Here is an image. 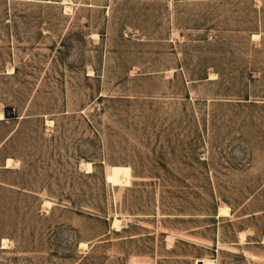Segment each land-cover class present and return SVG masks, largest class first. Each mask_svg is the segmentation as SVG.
<instances>
[{
  "label": "rangeland",
  "instance_id": "obj_1",
  "mask_svg": "<svg viewBox=\"0 0 264 264\" xmlns=\"http://www.w3.org/2000/svg\"><path fill=\"white\" fill-rule=\"evenodd\" d=\"M0 112V264H264V0H0Z\"/></svg>",
  "mask_w": 264,
  "mask_h": 264
},
{
  "label": "bare ground",
  "instance_id": "obj_2",
  "mask_svg": "<svg viewBox=\"0 0 264 264\" xmlns=\"http://www.w3.org/2000/svg\"><path fill=\"white\" fill-rule=\"evenodd\" d=\"M10 109H11L12 112H14L12 108H10ZM4 117H5V114L0 112V120L4 119ZM12 163H13V161L10 158L6 159V163H5L6 167H10L12 165ZM84 166L86 167L87 171H91L92 167H91L90 163H85ZM44 206H46L47 208H50L52 206V203L48 202V201H45L44 202ZM227 210L222 209L220 213L226 215ZM118 223H119V221L117 219H114V221L112 223V227H114V228H116L118 230L119 229V224ZM82 245L85 246V244H82ZM1 247L2 248H7V241L5 239L2 241V246Z\"/></svg>",
  "mask_w": 264,
  "mask_h": 264
},
{
  "label": "water",
  "instance_id": "obj_3",
  "mask_svg": "<svg viewBox=\"0 0 264 264\" xmlns=\"http://www.w3.org/2000/svg\"><path fill=\"white\" fill-rule=\"evenodd\" d=\"M10 109V108H9ZM11 110V109H10ZM8 109H5L4 112L7 114ZM12 112V111H11Z\"/></svg>",
  "mask_w": 264,
  "mask_h": 264
},
{
  "label": "built area",
  "instance_id": "obj_4",
  "mask_svg": "<svg viewBox=\"0 0 264 264\" xmlns=\"http://www.w3.org/2000/svg\"><path fill=\"white\" fill-rule=\"evenodd\" d=\"M7 109H8L7 113H8V112H11V110H10L9 108H7ZM11 113H12V112H11Z\"/></svg>",
  "mask_w": 264,
  "mask_h": 264
}]
</instances>
